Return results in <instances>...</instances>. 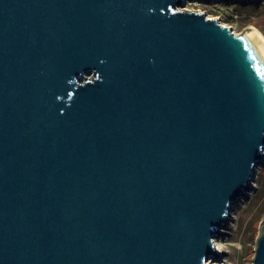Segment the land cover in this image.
Segmentation results:
<instances>
[{"label":"water","instance_id":"obj_1","mask_svg":"<svg viewBox=\"0 0 264 264\" xmlns=\"http://www.w3.org/2000/svg\"><path fill=\"white\" fill-rule=\"evenodd\" d=\"M184 3L0 0V264L224 253L264 158V43Z\"/></svg>","mask_w":264,"mask_h":264},{"label":"rangeland","instance_id":"obj_2","mask_svg":"<svg viewBox=\"0 0 264 264\" xmlns=\"http://www.w3.org/2000/svg\"><path fill=\"white\" fill-rule=\"evenodd\" d=\"M179 11H203L216 17L236 34L252 26L264 34V0H185ZM247 188L232 204L227 221L219 228L223 233L213 237L221 242L219 257L210 256L208 264H253L259 224L264 218V158L255 169Z\"/></svg>","mask_w":264,"mask_h":264},{"label":"bare ground","instance_id":"obj_3","mask_svg":"<svg viewBox=\"0 0 264 264\" xmlns=\"http://www.w3.org/2000/svg\"><path fill=\"white\" fill-rule=\"evenodd\" d=\"M250 29L252 31H254L257 34V36L260 38V40L264 43V34L258 28L254 27V26H252ZM213 243H214V247L216 249H220L221 248V242L217 241V239L213 238Z\"/></svg>","mask_w":264,"mask_h":264},{"label":"built area","instance_id":"obj_4","mask_svg":"<svg viewBox=\"0 0 264 264\" xmlns=\"http://www.w3.org/2000/svg\"><path fill=\"white\" fill-rule=\"evenodd\" d=\"M199 12V11H198Z\"/></svg>","mask_w":264,"mask_h":264}]
</instances>
